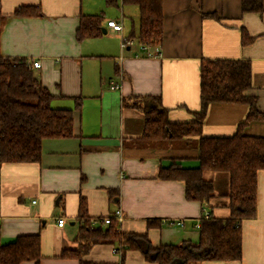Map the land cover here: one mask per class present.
<instances>
[{"label":"crops","instance_id":"0c3cea01","mask_svg":"<svg viewBox=\"0 0 264 264\" xmlns=\"http://www.w3.org/2000/svg\"><path fill=\"white\" fill-rule=\"evenodd\" d=\"M127 5L123 0H1L6 22L0 56L41 62L33 73L53 96L52 106L74 115L73 137L43 140L40 162L0 163V243L39 235L40 264H156L139 250L121 252L108 243L94 245L81 259L62 257L79 246L83 203L95 229L108 226H93L94 220L120 209L124 222L118 231L147 235L154 247L197 243L206 210L211 218L230 217L228 173L205 172L215 186L207 205L187 200L183 181L159 178L173 163L199 167V137L168 146L144 142L145 115L133 104L159 96L171 122H195L201 61L248 60L253 88L245 94L257 98L264 114V12L243 13L242 0H162L163 40L148 46L147 54L130 37L139 32V7ZM23 6L40 7L42 14L15 17ZM94 15L102 16V34L79 41L81 18ZM110 20L122 23L123 31L109 28ZM243 32L253 39L246 46ZM123 38L133 45L124 49ZM249 110L247 104H211L203 135L233 136ZM243 134L264 138V120L249 122ZM60 218L66 220L63 227ZM242 240V260L198 264H264V170L258 173L257 214L242 222Z\"/></svg>","mask_w":264,"mask_h":264},{"label":"trees","instance_id":"16d2710c","mask_svg":"<svg viewBox=\"0 0 264 264\" xmlns=\"http://www.w3.org/2000/svg\"><path fill=\"white\" fill-rule=\"evenodd\" d=\"M114 3L115 0H107ZM139 7V32L131 35L142 46L162 43L164 15L162 0H123ZM243 13H263V0H242ZM40 7H18L15 17H36ZM6 22L0 0V38ZM102 16H83L77 39L95 38L102 34ZM253 39L243 32L242 43ZM252 64L248 60H207L200 65L201 110L197 121L173 123L161 97H141L133 104L145 115L142 140L147 143H173L189 137H199V167L186 169L173 163L159 174L162 180L185 183L186 198L208 204L215 196V186L206 180L205 172H225L230 176L229 209L227 219H204L199 227V241H184L179 245L154 247L147 235L123 234L113 217L107 229L94 228L86 217V205L81 206L83 220L79 246L62 253L64 258L81 259L91 247L100 243L117 245L124 250H139L156 264H198L202 261L233 262L243 257L242 222L257 214L258 173L264 170V138L243 134L244 127L253 120H264L257 108V98L245 94L252 89ZM53 96L42 86L26 59L0 56V163H37L42 156L45 139L71 138L74 135L73 110L52 106ZM247 104L249 114L230 137L203 135V121L211 104ZM102 220V219H101ZM100 220V221H101ZM42 259L39 235L18 237L14 242L0 243V264H22Z\"/></svg>","mask_w":264,"mask_h":264},{"label":"built area","instance_id":"2783aa9c","mask_svg":"<svg viewBox=\"0 0 264 264\" xmlns=\"http://www.w3.org/2000/svg\"><path fill=\"white\" fill-rule=\"evenodd\" d=\"M107 26L109 28H112L114 31L119 32V33H121L123 31L122 23H119V22H117L115 20L108 21L107 22ZM132 45H133V40L128 39V38H123V48L124 49L126 47H131ZM141 49L144 50V51L145 50L149 51V47L148 46L142 47ZM148 56H153V54L151 52H149ZM26 63H27L28 68L30 70H32V71L35 70V69L41 68V62H39V61H33V60H30V59H26ZM118 88H119V85H113L112 86V89H118ZM113 217L116 219V221L118 222L119 225L124 222V213H123L122 210L118 209L112 215L106 216L101 221L100 220H97V221L94 220L93 221V226H95V224H97L99 222H101L104 225H109L111 223ZM203 218L204 219H210L211 218V215H210L209 211H207V210L204 211ZM65 224H66V220L64 218H60L58 220V226L59 227H63ZM178 225L182 226L183 225V221H179ZM199 227H200V225H199Z\"/></svg>","mask_w":264,"mask_h":264},{"label":"rangeland","instance_id":"374dc122","mask_svg":"<svg viewBox=\"0 0 264 264\" xmlns=\"http://www.w3.org/2000/svg\"><path fill=\"white\" fill-rule=\"evenodd\" d=\"M127 7H130V8H131V7H133V8H134L135 6H132V5H127ZM125 14H127V15H128L127 11H126V13H125ZM138 26H139V25H137V27H138ZM155 144H162V145H166V146H168V145H169L168 143H165V144H164V143H155Z\"/></svg>","mask_w":264,"mask_h":264},{"label":"water","instance_id":"95a60500","mask_svg":"<svg viewBox=\"0 0 264 264\" xmlns=\"http://www.w3.org/2000/svg\"><path fill=\"white\" fill-rule=\"evenodd\" d=\"M106 31L104 30V33H105Z\"/></svg>","mask_w":264,"mask_h":264}]
</instances>
